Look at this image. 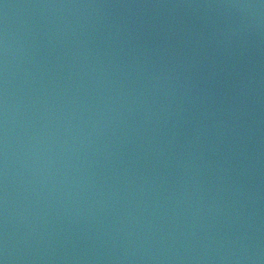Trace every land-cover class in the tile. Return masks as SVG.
Wrapping results in <instances>:
<instances>
[{
	"label": "water",
	"instance_id": "water-1",
	"mask_svg": "<svg viewBox=\"0 0 264 264\" xmlns=\"http://www.w3.org/2000/svg\"><path fill=\"white\" fill-rule=\"evenodd\" d=\"M0 264H264V0H0Z\"/></svg>",
	"mask_w": 264,
	"mask_h": 264
}]
</instances>
